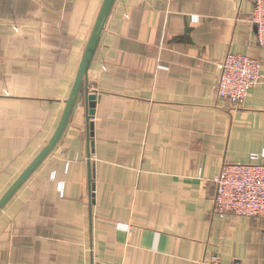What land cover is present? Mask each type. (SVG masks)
I'll use <instances>...</instances> for the list:
<instances>
[{
	"label": "crops",
	"instance_id": "crops-1",
	"mask_svg": "<svg viewBox=\"0 0 264 264\" xmlns=\"http://www.w3.org/2000/svg\"><path fill=\"white\" fill-rule=\"evenodd\" d=\"M103 1L0 0V200L59 126ZM252 8L114 1L85 79L94 115L83 86L0 209V264H264V220L211 203L221 166L264 150ZM228 53L262 61L237 108L215 91Z\"/></svg>",
	"mask_w": 264,
	"mask_h": 264
},
{
	"label": "built area",
	"instance_id": "built-area-1",
	"mask_svg": "<svg viewBox=\"0 0 264 264\" xmlns=\"http://www.w3.org/2000/svg\"><path fill=\"white\" fill-rule=\"evenodd\" d=\"M249 21L255 29L254 42L264 50V0H251ZM262 61L239 54L228 53L219 64L215 85L217 98L232 107H240L250 90L262 80ZM244 164L225 163L213 179L212 213L231 215L255 221L264 220V150L250 155ZM63 191V185H58ZM203 264H222L217 259ZM229 264H242L231 262Z\"/></svg>",
	"mask_w": 264,
	"mask_h": 264
},
{
	"label": "water",
	"instance_id": "water-1",
	"mask_svg": "<svg viewBox=\"0 0 264 264\" xmlns=\"http://www.w3.org/2000/svg\"><path fill=\"white\" fill-rule=\"evenodd\" d=\"M115 0H104L96 19L95 25L91 32L90 38L88 40L87 46L85 48L84 54L80 61L76 79L74 85L72 87L71 94L66 102V107L63 112L61 121L59 126L57 127L52 139L46 145V147L40 152V154L33 160L30 166L20 175V177L16 180V182L10 187V189L5 193V195L0 200V209L5 205V203L10 199V197L14 194V192L19 188L22 182L38 167V165L43 161L46 155L52 150V148L57 143L58 139L62 135L65 126L67 124L68 118L72 111V108L75 104V101L78 97V94L81 88L84 86L85 100L86 106L88 110L87 118L91 120L94 115V106H95V97L93 95L88 94V87L86 86L85 79L87 75L88 68L94 56L96 47L99 43L100 36L104 29L105 22L108 18V15L111 11L112 5ZM93 124L89 122L88 125V139H90L93 135ZM90 141L88 145L91 147ZM93 191V190H92Z\"/></svg>",
	"mask_w": 264,
	"mask_h": 264
}]
</instances>
